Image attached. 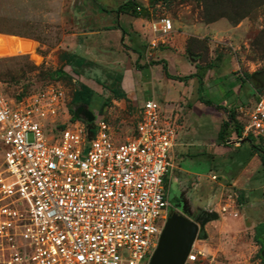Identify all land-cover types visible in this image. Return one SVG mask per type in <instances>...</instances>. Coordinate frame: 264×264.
Wrapping results in <instances>:
<instances>
[{"label": "rangeland", "instance_id": "obj_1", "mask_svg": "<svg viewBox=\"0 0 264 264\" xmlns=\"http://www.w3.org/2000/svg\"><path fill=\"white\" fill-rule=\"evenodd\" d=\"M127 1L0 0L2 90L13 97L61 89L66 108L58 123L66 126L72 95L85 84L93 92L87 109L106 122L117 143L130 137L139 108L153 97L177 135L173 176L179 192L172 190L171 206L193 220L200 211L218 215L205 224L206 239L196 247L224 264H262L253 238L264 222V133L253 143L238 142L235 133L220 140L218 133L227 112L234 110L241 121L239 108L247 112L256 101L258 85L237 77L264 66V0H135L150 19L165 16L173 23L165 44L150 51L146 19L119 13ZM65 52L84 58L83 68H69ZM163 63L181 78L204 68L202 97L212 104L200 102L195 78L167 79ZM228 190L235 194V215L232 207L220 212Z\"/></svg>", "mask_w": 264, "mask_h": 264}, {"label": "built area", "instance_id": "obj_2", "mask_svg": "<svg viewBox=\"0 0 264 264\" xmlns=\"http://www.w3.org/2000/svg\"><path fill=\"white\" fill-rule=\"evenodd\" d=\"M146 22L150 51L165 44L173 23L165 16ZM63 107L59 88L16 100L0 86V264H150L172 209L166 180L176 169L173 124L150 97L130 137L117 143L99 116L90 125H60ZM238 111V142L264 133V98ZM224 203L220 212L232 207L235 215L231 190ZM198 242L184 264H224Z\"/></svg>", "mask_w": 264, "mask_h": 264}, {"label": "trees", "instance_id": "obj_3", "mask_svg": "<svg viewBox=\"0 0 264 264\" xmlns=\"http://www.w3.org/2000/svg\"><path fill=\"white\" fill-rule=\"evenodd\" d=\"M157 1H160V0H157ZM162 1H168V0H162ZM136 8H140L141 12H137ZM119 13L129 15L133 18H146V19H148L150 17L148 10L139 6L135 2V0H129V1L125 2L124 4H122L119 7ZM62 59H64L67 66L74 71H79V69L83 68V66L86 63L84 58L79 57L76 54L69 53V52L63 53ZM162 70H163L165 77L167 79H170V80H177V81L183 82V81H187L189 79L195 78L197 80V83H198L197 89H198L200 102H202L206 105L212 104L210 101L205 100L202 97V94L204 92V89H203L204 83H203L202 72L204 71V68L200 67L198 70L199 71L198 73H195V74H192V75H189L186 77H182V78L176 77V76H171L170 74H168L165 63L162 64ZM237 79L242 83H245L247 80H253L258 85L257 86L258 90L255 91L256 92L255 93L256 101L260 99L259 93L261 90H264V66L260 70L256 71L255 73H252V74L246 73L243 76H238ZM26 96H28V94L21 93V94H17L15 96H13L11 98L16 99V100H20ZM92 97H93L92 90L88 86H86L85 84H80L79 89L73 93L71 101L68 105L69 112L72 115L71 121L77 120L73 116V108L80 106V105L90 106L92 103ZM235 113L236 112L234 110H230L229 112H227L228 119L225 122H223V124L219 130V133H218V139L223 140L224 136L227 135L228 133H235L237 138H241L243 125H242L240 120L235 119ZM80 121L84 122L87 125L91 124V123H88L82 119ZM255 137L262 138L261 136L250 135L247 138H245V140H243V141L253 143ZM253 148H257V146L253 145ZM257 150H259L260 152H263V150H260V149H257ZM263 165H264V161H263ZM254 232H255L254 238H253L254 242H256V244L259 245L257 257L262 261V264H264V222L258 223L254 227Z\"/></svg>", "mask_w": 264, "mask_h": 264}, {"label": "water", "instance_id": "obj_4", "mask_svg": "<svg viewBox=\"0 0 264 264\" xmlns=\"http://www.w3.org/2000/svg\"><path fill=\"white\" fill-rule=\"evenodd\" d=\"M73 116L88 123L94 120L92 112L86 105L76 107ZM243 142L241 140V143ZM217 218L215 212H209L202 221L199 218L188 219L179 213L171 214L164 224L150 264H184L195 240L206 239V235L203 234L205 224ZM201 234L203 235L200 236Z\"/></svg>", "mask_w": 264, "mask_h": 264}, {"label": "flooded vegetation", "instance_id": "obj_5", "mask_svg": "<svg viewBox=\"0 0 264 264\" xmlns=\"http://www.w3.org/2000/svg\"><path fill=\"white\" fill-rule=\"evenodd\" d=\"M174 180H176V179L173 176L172 181H170L168 184H166L168 199L170 197V194H171L172 190L174 192H176V193L179 192L178 189L176 188L177 183H174L173 182ZM173 213H179V214H181V212L179 211V207L178 206L172 207L171 212H170V215L173 214ZM181 215H183V214H181ZM183 216L186 217V218H188V219L193 220V218L189 217L187 214H185ZM206 216H207L206 213L200 211V213L198 214V216L196 218H199V220L202 221L204 218H206Z\"/></svg>", "mask_w": 264, "mask_h": 264}, {"label": "crops", "instance_id": "obj_6", "mask_svg": "<svg viewBox=\"0 0 264 264\" xmlns=\"http://www.w3.org/2000/svg\"><path fill=\"white\" fill-rule=\"evenodd\" d=\"M149 16H150V13H149ZM144 19H146V18H144ZM148 20H150V17L148 18V19H146V21H148ZM173 31H174V27H173ZM194 79V78H193ZM190 80H192V79H190ZM203 89H204V85H203ZM165 109V108H164ZM174 150H175V148H174ZM173 182H175V180L173 181Z\"/></svg>", "mask_w": 264, "mask_h": 264}]
</instances>
